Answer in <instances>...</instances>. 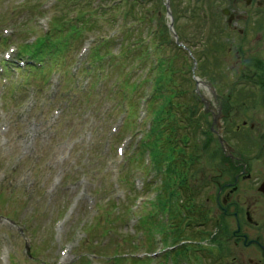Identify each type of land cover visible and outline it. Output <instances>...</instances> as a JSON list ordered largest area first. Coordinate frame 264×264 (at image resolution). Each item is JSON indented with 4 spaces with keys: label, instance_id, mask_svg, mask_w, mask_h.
<instances>
[{
    "label": "rangeland",
    "instance_id": "rangeland-1",
    "mask_svg": "<svg viewBox=\"0 0 264 264\" xmlns=\"http://www.w3.org/2000/svg\"><path fill=\"white\" fill-rule=\"evenodd\" d=\"M247 2L0 0V64L26 42H37L32 49L43 53L64 52L49 65L45 59L42 72L10 66L6 76L0 67V264L264 262L263 253L243 242L210 243L218 232L213 215L202 221L206 226L187 231L207 232L194 241L212 244L215 259L201 246L192 258V244H174L167 226L177 223L181 203L176 197L168 204L163 191L156 203L165 173L154 169L148 151L157 137L155 111L172 98L181 105V122L197 107L191 132L199 134L185 148L207 150L198 152L194 181L220 173L224 155L213 130L223 128L221 135L256 174L262 154L264 174V92L248 79L264 66V0ZM225 8L237 17L233 25ZM175 33L192 56L177 46ZM18 52L6 58L13 62ZM194 68L204 88L194 81ZM158 78L165 95L152 100ZM172 90L176 95L168 99ZM218 109L225 114L219 128L212 116ZM254 179L244 188L254 190ZM203 191L201 203L209 193ZM167 204L174 216L162 208ZM261 220L264 242V202Z\"/></svg>",
    "mask_w": 264,
    "mask_h": 264
},
{
    "label": "trees",
    "instance_id": "trees-1",
    "mask_svg": "<svg viewBox=\"0 0 264 264\" xmlns=\"http://www.w3.org/2000/svg\"><path fill=\"white\" fill-rule=\"evenodd\" d=\"M58 25H60V23ZM96 57L98 60L102 56H99L98 54L97 56H95V58ZM257 69L261 71V75L257 78V74L252 73V76L248 77V79L252 81V84L256 88L258 84L260 86L259 89L264 92V66L261 69ZM155 86L156 94L154 98L157 100V97L159 98V96L162 97V95H165L162 86L159 90V78L157 79ZM174 91L175 90H172V92L168 95V99L171 96L176 95V91ZM161 108L162 109L160 110H154L156 114V124L152 129L155 132L157 131L153 134L157 135V137L154 139V141H150V143L148 142V150L150 151L154 168H156L157 170L163 169V171L165 172L167 185H179L185 191L186 197H181L184 199V202L181 203L180 219L179 217H177L178 221L180 220L181 223L179 224V222L177 221L178 223L174 225L172 224L169 232H167V236L172 239L173 243L178 244L181 241L190 239L192 235H194L193 233L188 234L189 230L187 231V229H191V227H193L194 225V222L201 221L203 217L201 214H198V218L194 222H192V218L195 215L194 198L196 196V193L193 189H190L191 185L193 184V176L190 173L197 165L196 161L200 160L198 152H203V149L204 151H206L207 147L206 145H204V147H202L199 151L193 152H190L189 148L188 152V150L185 148L187 147V145L189 146V143L191 141H194L199 134V129L195 132H191V130H193L192 127L195 126V123H198V119L196 120L197 116L194 117L193 114L197 110V107L192 110V115L186 118V120L184 118L185 122L179 121V117L183 116L182 110H179L181 109V105L173 102L172 98L169 100H165V103L163 104V106H161ZM158 123L160 127L163 126L162 131L157 130ZM211 135L212 134L209 135L210 139L208 140L207 145H209V143L212 141ZM150 138L152 139V136ZM186 188L187 190H185ZM174 198L175 193H170L168 199L174 200ZM169 200L168 204H171ZM168 204L162 208L166 209V211L168 210L169 215L174 216L175 209L172 206L167 208ZM182 210L184 211L182 212ZM185 222H188V224L185 225Z\"/></svg>",
    "mask_w": 264,
    "mask_h": 264
},
{
    "label": "flooded vegetation",
    "instance_id": "flooded-vegetation-1",
    "mask_svg": "<svg viewBox=\"0 0 264 264\" xmlns=\"http://www.w3.org/2000/svg\"><path fill=\"white\" fill-rule=\"evenodd\" d=\"M261 155L257 154L258 162ZM224 157L229 161L222 160L223 167L220 173L209 178V181L205 180V183H201L199 187L209 190L205 197L206 211L210 216L213 215L211 217L215 220L218 229L217 236L212 238L211 242L218 240L226 244L227 241L234 243L235 246L243 242L245 246L254 247L259 256L261 253L264 254L261 232L264 174L261 173L260 163L257 162L256 174L248 160L237 150L227 152ZM253 179L257 182V187L254 190L244 188V184ZM229 220L235 221L236 229L233 228V221L229 222ZM248 229L254 230L253 238L250 237ZM260 261V264H264L262 260Z\"/></svg>",
    "mask_w": 264,
    "mask_h": 264
},
{
    "label": "water",
    "instance_id": "water-1",
    "mask_svg": "<svg viewBox=\"0 0 264 264\" xmlns=\"http://www.w3.org/2000/svg\"><path fill=\"white\" fill-rule=\"evenodd\" d=\"M224 14L225 15H230V11L228 10V9H225L224 10ZM234 19H235V16L234 15H231L230 16V18H229V24H232L233 23V21H234ZM176 38H178L177 36H176ZM178 44H179V42H178ZM197 80V79H196ZM211 89L213 90V88L211 87ZM206 102V101H205ZM207 103V102H206ZM208 104V103H207ZM216 123H218V119L217 118H215V120H214V124H216ZM220 139V142L223 144L224 143V140H223V138L222 137H220L219 138ZM223 147H224V149L225 150H230L231 151V148H229V147H225V145H223ZM263 190H264V185H263Z\"/></svg>",
    "mask_w": 264,
    "mask_h": 264
},
{
    "label": "bare ground",
    "instance_id": "bare-ground-1",
    "mask_svg": "<svg viewBox=\"0 0 264 264\" xmlns=\"http://www.w3.org/2000/svg\"><path fill=\"white\" fill-rule=\"evenodd\" d=\"M199 86L202 87V88H204L205 87V84H200ZM27 141H25V143H27Z\"/></svg>",
    "mask_w": 264,
    "mask_h": 264
}]
</instances>
